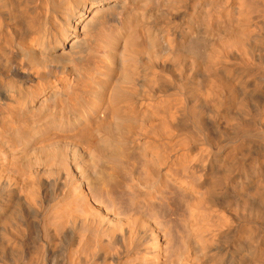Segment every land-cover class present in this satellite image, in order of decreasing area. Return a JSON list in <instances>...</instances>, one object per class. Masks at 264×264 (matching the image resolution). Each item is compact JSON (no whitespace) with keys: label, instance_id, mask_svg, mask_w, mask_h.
Masks as SVG:
<instances>
[{"label":"bare ground","instance_id":"obj_1","mask_svg":"<svg viewBox=\"0 0 264 264\" xmlns=\"http://www.w3.org/2000/svg\"><path fill=\"white\" fill-rule=\"evenodd\" d=\"M0 264H264V0H0Z\"/></svg>","mask_w":264,"mask_h":264},{"label":"rangeland","instance_id":"obj_2","mask_svg":"<svg viewBox=\"0 0 264 264\" xmlns=\"http://www.w3.org/2000/svg\"><path fill=\"white\" fill-rule=\"evenodd\" d=\"M170 160H171V159H168V161H170ZM171 161H172V160H171ZM170 214H171V213H170ZM170 214H168V217H169ZM172 214H173V213H172ZM173 217H176V214H175V215H174V214H173V215H170V218H167V219H169L168 221H170L169 224L172 223V225H170V227H171V229H173L172 231L175 232V231L177 230V228H174V225H175V224L179 225V223H178L179 220H177L178 216H177L176 219H174ZM172 218H173V220H172ZM171 220H172L173 222H171ZM177 225H176L175 227H177ZM172 226H173V227H172ZM178 228H179V227H178Z\"/></svg>","mask_w":264,"mask_h":264}]
</instances>
